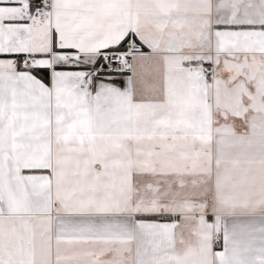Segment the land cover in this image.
I'll list each match as a JSON object with an SVG mask.
<instances>
[{"label": "snow or ice", "instance_id": "snow-or-ice-1", "mask_svg": "<svg viewBox=\"0 0 264 264\" xmlns=\"http://www.w3.org/2000/svg\"><path fill=\"white\" fill-rule=\"evenodd\" d=\"M0 264H264V0H0Z\"/></svg>", "mask_w": 264, "mask_h": 264}]
</instances>
